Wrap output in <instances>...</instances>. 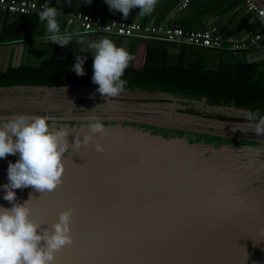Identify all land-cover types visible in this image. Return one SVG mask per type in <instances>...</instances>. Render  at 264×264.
<instances>
[{
    "label": "water",
    "instance_id": "water-1",
    "mask_svg": "<svg viewBox=\"0 0 264 264\" xmlns=\"http://www.w3.org/2000/svg\"><path fill=\"white\" fill-rule=\"evenodd\" d=\"M69 37L63 47L47 38L36 42L44 44L43 59H94L90 45L104 38L128 52L131 45L108 35ZM22 51L12 45L8 67L21 65ZM180 101L140 91L104 97L97 88H0V122L23 114L48 117L54 128L78 135L90 134L91 122L107 129L87 147L69 148L53 194L15 190L16 203L31 197L32 219L44 229L73 209L74 243L56 253L55 264H264V135L252 136L254 122L187 113ZM203 102L209 111L251 113ZM75 138L69 134V145ZM18 159H0L6 209L12 204L2 186L9 162Z\"/></svg>",
    "mask_w": 264,
    "mask_h": 264
},
{
    "label": "clouds",
    "instance_id": "clouds-1",
    "mask_svg": "<svg viewBox=\"0 0 264 264\" xmlns=\"http://www.w3.org/2000/svg\"><path fill=\"white\" fill-rule=\"evenodd\" d=\"M110 11H117L127 19L132 9L138 8L140 15L151 14L157 0H105ZM91 3V0L90 2ZM56 7L47 3L39 13L40 20L47 22V31L51 35L47 40L61 47L67 45L71 38L61 34ZM95 52L93 59L92 83L98 85L97 91L102 96L116 97L127 84L122 79L133 57L123 47L110 39L104 38L90 45ZM84 59L77 56L72 70L77 76H83ZM254 131L257 136L264 135V116L259 110L249 114V120H257ZM90 134L78 135L75 129L61 126L56 129L49 124L48 117L15 115L7 121L0 122V159L8 155L19 154L16 163L9 162L7 169L8 184L2 186L6 193L5 201L12 204L10 209L0 207V264H55L56 253L74 243L71 231L73 209L59 213L58 222L48 225L46 229L32 219L28 206L29 198L23 204L16 203L17 189L32 187L41 193H52L62 184L65 171V153L71 147L77 151L93 143L97 135L104 136L107 129L101 122L88 125ZM75 133L74 144L69 145L67 137ZM83 137L81 141L80 137ZM98 152L105 149L95 143Z\"/></svg>",
    "mask_w": 264,
    "mask_h": 264
},
{
    "label": "trees",
    "instance_id": "trees-1",
    "mask_svg": "<svg viewBox=\"0 0 264 264\" xmlns=\"http://www.w3.org/2000/svg\"><path fill=\"white\" fill-rule=\"evenodd\" d=\"M35 45V44H32ZM134 41L129 53L133 57L122 79L124 91L162 93L185 100L202 101L214 107L259 110L264 116V60L250 62L247 50L234 54L223 51L218 70H209V50L186 45ZM177 49V51H176ZM76 60L42 59L41 52L19 67L0 72V88L11 87H83L98 88L92 83L93 59H84V75L77 76L72 67ZM187 106V104H184ZM190 114L203 115L188 107ZM206 116V115H205ZM208 118L232 122H254L249 118H231L226 114H209ZM256 138L257 136L252 134Z\"/></svg>",
    "mask_w": 264,
    "mask_h": 264
},
{
    "label": "crops",
    "instance_id": "crops-1",
    "mask_svg": "<svg viewBox=\"0 0 264 264\" xmlns=\"http://www.w3.org/2000/svg\"><path fill=\"white\" fill-rule=\"evenodd\" d=\"M15 1L47 3L50 7H56L60 13L57 21L61 34L70 30L63 18V15L67 13H83L100 17L106 22L125 21L183 29L187 32H203L216 28L218 36L228 43L241 41L248 31L253 30L261 34L262 39L257 45H252L247 49L246 56L252 63L264 60L262 59L264 58V19L247 12L243 0H157L155 10L151 14L140 15V10L136 8L130 11L127 19L120 12L110 11L105 0H91V3H89L90 0ZM186 1L189 3L183 8ZM50 35L47 31V22H42L35 15H11L0 11V70L8 68L10 51L14 44L23 47L21 64L26 63V60L31 61L40 52L43 59L44 44L38 45L36 42ZM223 51L231 52L228 47L218 51V55H216L217 52L209 50L208 61L218 62V66L208 65L209 68L218 70L224 58L225 52Z\"/></svg>",
    "mask_w": 264,
    "mask_h": 264
},
{
    "label": "built area",
    "instance_id": "built-area-1",
    "mask_svg": "<svg viewBox=\"0 0 264 264\" xmlns=\"http://www.w3.org/2000/svg\"><path fill=\"white\" fill-rule=\"evenodd\" d=\"M186 1L183 8L187 6ZM247 12L264 19V0H243ZM36 2L28 1H1L0 11L11 15H35L38 19L42 6ZM58 17V16H57ZM67 27L70 29L67 36L72 34L108 35L134 41L161 42L170 45H186L193 48H203L211 51H221L229 48L234 54L257 45L262 35L250 30L244 38L236 43H228L217 34L216 28L203 32H187L183 29L165 28L163 26H150L125 21L106 22L100 17L83 13H67L63 15Z\"/></svg>",
    "mask_w": 264,
    "mask_h": 264
},
{
    "label": "flooded vegetation",
    "instance_id": "flooded-vegetation-1",
    "mask_svg": "<svg viewBox=\"0 0 264 264\" xmlns=\"http://www.w3.org/2000/svg\"><path fill=\"white\" fill-rule=\"evenodd\" d=\"M133 42H134V40H131V45L133 44ZM57 59H59V58H57ZM64 60H66V59H64ZM8 68H13V67H8ZM180 100L181 101L179 102V104L184 106L185 107L184 109H187L188 107L194 108L195 110L202 112V114H203L202 116H205V115L208 116L209 114H218V112L207 110V107L204 104L203 100L202 101L185 100V99H180ZM184 104H187V106ZM228 112H229V114H227ZM222 113L226 114L228 117H231V118H240V117H236V115L232 114L230 111H226V112H222ZM243 116H245V115H243ZM241 118L245 119L246 117H241Z\"/></svg>",
    "mask_w": 264,
    "mask_h": 264
},
{
    "label": "snow or ice",
    "instance_id": "snow-or-ice-1",
    "mask_svg": "<svg viewBox=\"0 0 264 264\" xmlns=\"http://www.w3.org/2000/svg\"><path fill=\"white\" fill-rule=\"evenodd\" d=\"M49 195L53 194V193H48Z\"/></svg>",
    "mask_w": 264,
    "mask_h": 264
}]
</instances>
